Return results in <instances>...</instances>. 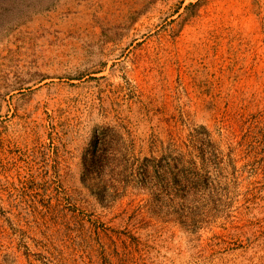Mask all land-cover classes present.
Masks as SVG:
<instances>
[{
  "label": "rangeland",
  "instance_id": "1",
  "mask_svg": "<svg viewBox=\"0 0 264 264\" xmlns=\"http://www.w3.org/2000/svg\"><path fill=\"white\" fill-rule=\"evenodd\" d=\"M191 174L197 231L146 205ZM0 264H264V0H0Z\"/></svg>",
  "mask_w": 264,
  "mask_h": 264
},
{
  "label": "trees",
  "instance_id": "2",
  "mask_svg": "<svg viewBox=\"0 0 264 264\" xmlns=\"http://www.w3.org/2000/svg\"><path fill=\"white\" fill-rule=\"evenodd\" d=\"M96 139H94L93 143L91 144V148L88 149L87 153H84L83 155V165L84 168L91 166V167H97L102 166L104 163L103 160L107 156L103 153L96 154ZM115 158L109 157L108 161L110 163H113L114 166H116L117 160H113ZM148 161V159L144 160ZM143 165V172H142V179H140V184L145 185L148 182L149 174H148V168ZM191 177H185L182 179L186 181L184 185H181V180L177 178V176H172L175 186V193H170L169 191H165L163 193H157V192H150L149 198L146 199V205H148V208L155 209L154 213L156 215H164V218L169 217L170 214H173L174 220H176L181 226L184 228L191 229L192 231H197L199 228H204L207 224H209L212 220L220 217V216H226L228 217V203H230V200L228 202L223 201L226 197V192L218 191V189L214 186L216 185V181L213 184V180H209V178L205 177H197L193 176L191 174ZM102 183L104 185H111L114 187L111 190H106L104 187L98 189L97 191L92 192L93 195L96 197V199L102 204V205H111L117 200H120L125 196L126 193L119 190L116 185H119L120 180L112 178V181H103L101 179ZM123 179L121 180V182ZM201 181V184L204 187V191L201 189V191L194 190L193 187L190 188V192L187 191L186 187L189 183L191 186L198 184ZM84 182V179H83ZM183 182V181H182ZM85 183V182H84ZM121 184V183H120ZM171 182L169 181V183ZM178 196L183 203H177L179 206L178 209H173L174 211H162L161 208L157 207L155 205V202L161 201V197H165L170 202L172 199H170V196ZM173 206V205H172Z\"/></svg>",
  "mask_w": 264,
  "mask_h": 264
}]
</instances>
